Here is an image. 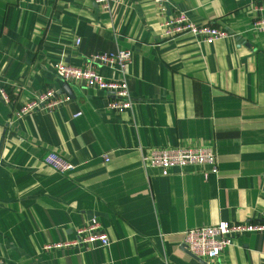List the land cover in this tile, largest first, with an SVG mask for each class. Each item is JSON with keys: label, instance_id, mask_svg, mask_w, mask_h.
<instances>
[{"label": "crops", "instance_id": "0c3cea01", "mask_svg": "<svg viewBox=\"0 0 264 264\" xmlns=\"http://www.w3.org/2000/svg\"><path fill=\"white\" fill-rule=\"evenodd\" d=\"M165 1L0 0V264H264V231L233 234L212 258L183 243L189 227L264 221V30L251 26L264 0ZM179 12L226 34L165 37L160 22ZM119 50L131 52L123 74L94 67L126 79L128 108L55 72ZM46 87L70 99L17 114ZM174 145L209 146L215 163L163 174L142 161ZM51 151L71 168L47 165ZM92 217L107 245L45 246L81 238Z\"/></svg>", "mask_w": 264, "mask_h": 264}, {"label": "built area", "instance_id": "2783aa9c", "mask_svg": "<svg viewBox=\"0 0 264 264\" xmlns=\"http://www.w3.org/2000/svg\"><path fill=\"white\" fill-rule=\"evenodd\" d=\"M104 3L106 0H97ZM161 11L166 9L165 0H156ZM253 15L251 26L258 31L264 30V2L254 3L252 6ZM162 33L165 37H173L182 32H191L200 41H212L222 37L226 33L219 27L212 25H200L190 20L184 13L179 12L174 15H166L160 22ZM80 39L75 38L78 44ZM131 52L119 50L116 52H98L89 55L85 66H72L58 62L55 65L56 74L64 80L76 82L84 87L103 90L111 98L108 106L115 110H122L130 107L132 103L128 83L125 78H110L101 75L96 69L95 64L119 63V71L123 74L124 63L129 60ZM0 95L4 100H8L7 91L0 86ZM68 95L59 96L55 89L46 87L37 91L28 101L17 109V114L22 115L29 111L46 109L48 111L58 108L68 101ZM44 162L57 171H65L71 168L72 164L56 152H48L43 157ZM142 161L150 165L159 167L163 174L168 172L172 166H182L188 163H215V153L209 146H164L153 149L149 154L142 155ZM216 171L215 166L212 168ZM248 231H264V221L232 222L219 220L216 223L193 226L184 230L183 243L187 250L195 256L216 257L221 250L230 244L231 236L237 233ZM81 238L74 241H59L49 246H62L80 241L97 240L101 246L109 243L108 234L101 229L98 220L92 217L85 225L76 229ZM84 233V235H82ZM160 264H168L163 261Z\"/></svg>", "mask_w": 264, "mask_h": 264}]
</instances>
